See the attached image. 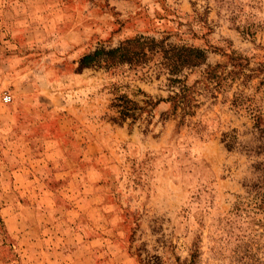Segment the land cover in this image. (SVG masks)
<instances>
[{
	"label": "rangeland",
	"instance_id": "374dc122",
	"mask_svg": "<svg viewBox=\"0 0 264 264\" xmlns=\"http://www.w3.org/2000/svg\"><path fill=\"white\" fill-rule=\"evenodd\" d=\"M3 92L0 264H264V0H0Z\"/></svg>",
	"mask_w": 264,
	"mask_h": 264
},
{
	"label": "trees",
	"instance_id": "16d2710c",
	"mask_svg": "<svg viewBox=\"0 0 264 264\" xmlns=\"http://www.w3.org/2000/svg\"><path fill=\"white\" fill-rule=\"evenodd\" d=\"M160 41H155L153 38L134 36L132 38H127L119 42L117 47L103 51L102 65L105 68H110L119 64H126L130 68L140 67L143 60L152 52H157L154 46ZM203 54L199 49L191 47H182L180 52L173 53L172 57L166 59L165 68L169 74L175 75L183 67L197 66L202 62ZM94 62L93 56L83 55L79 59L78 67L89 66ZM173 81L180 83L178 91L174 92L172 95L167 97V101L170 102L171 108H175L179 99L182 98L184 91L183 80L178 78H173ZM116 108L118 114L117 119L120 121L126 117L133 119V110L136 108V104L126 98L124 95L117 96L115 98V103L113 104ZM254 128L258 135H261L262 140H264V127H261V117L259 115H254ZM228 141L225 145L227 148L230 147L232 142Z\"/></svg>",
	"mask_w": 264,
	"mask_h": 264
},
{
	"label": "built area",
	"instance_id": "2783aa9c",
	"mask_svg": "<svg viewBox=\"0 0 264 264\" xmlns=\"http://www.w3.org/2000/svg\"><path fill=\"white\" fill-rule=\"evenodd\" d=\"M0 99L2 103H9L11 101V95L8 92H3Z\"/></svg>",
	"mask_w": 264,
	"mask_h": 264
}]
</instances>
